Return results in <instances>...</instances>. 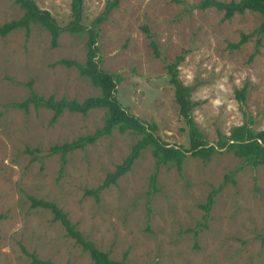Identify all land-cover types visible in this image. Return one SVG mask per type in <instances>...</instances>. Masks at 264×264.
<instances>
[{
  "label": "rangeland",
  "instance_id": "rangeland-1",
  "mask_svg": "<svg viewBox=\"0 0 264 264\" xmlns=\"http://www.w3.org/2000/svg\"><path fill=\"white\" fill-rule=\"evenodd\" d=\"M64 27L71 0H32ZM111 0H84L82 24L88 29ZM201 0H120L98 27L100 68L118 74L116 98L168 145L189 148L188 128L179 116L167 66H176L180 83L191 89V117L209 145L244 122L264 130V37L252 62L255 38L238 50L229 44L255 30L261 18L246 11L222 21L215 9L200 10ZM235 2L240 0H216ZM14 0H0V25L21 18ZM146 27L151 38L142 31ZM86 34L62 33L52 48L39 25L0 38V264H94L67 236L53 214L32 209L29 197L51 202L67 215L85 241L125 264H264V166L242 167L231 154H215L203 163L187 154L181 169L160 165L155 192L150 176L155 159L141 151L116 184L96 200L97 189L140 138L116 130L84 150L66 155L62 166L50 148L91 135L103 125V110L82 116L17 108L28 97L27 84L44 99L82 102L99 95L75 67L85 62ZM150 41L157 46L155 57ZM181 58V60H178ZM247 87L243 102L235 91ZM240 168L218 192L209 212L201 208L224 177Z\"/></svg>",
  "mask_w": 264,
  "mask_h": 264
},
{
  "label": "trees",
  "instance_id": "trees-1",
  "mask_svg": "<svg viewBox=\"0 0 264 264\" xmlns=\"http://www.w3.org/2000/svg\"><path fill=\"white\" fill-rule=\"evenodd\" d=\"M120 0L109 1L104 11L93 21L90 28H86L82 24V11L84 0H71L70 3V21L60 27L56 24L53 17L48 11L40 10L32 0H14L16 5L23 11L21 18L0 25V38L7 36L12 31L23 29L28 35L32 25H39L51 36V46L55 48L57 41L62 33L69 34H86V56L85 62L80 64L76 61L61 60L54 65H63L68 68L75 67L82 78H85L89 85L99 89V95L89 97L81 103L76 100H55L52 96L44 99L39 97L32 89V84L29 82L28 97L22 103H17L15 106L24 112H27L30 106L34 109H46L52 112L50 120L54 124L63 112L75 113L82 116L87 115L92 110H103V125L93 134L81 136L76 140L60 146H53L49 150V154H58L61 165L66 162V155L76 150H84L87 146L95 144L99 139L108 137L112 131L116 130L120 134L132 133L140 138L131 147L129 154L118 165L112 173H109L104 182L95 190L87 191L85 196H92L96 200L101 190L114 185L117 181L130 171L135 161L139 158L141 151L150 150L152 157L155 159V170L150 176V193L155 192V182L158 175L160 165L173 166L177 171L190 154L192 158L201 160L203 163L210 161L215 154L224 153L231 154L235 158L242 161V167L257 168L264 166V130L256 132L252 126L251 117L243 111L244 122L242 125L234 127L230 130L227 137L220 136L219 140L209 145L203 135L199 132L194 120L191 117L193 103L190 100L191 89L183 86L177 78L176 66L168 65V73L170 74V84L175 89V102L179 106L178 114L184 120L188 128L189 148L183 149L176 145H168L160 140L155 135L156 127L153 123L149 124L141 121L137 117L131 115L126 108L122 107L116 98L117 87L121 83V78L118 74H112L100 68L98 58V47L96 46L99 35L98 27L108 21V15L118 7ZM197 9L207 10L215 9L223 13L222 21L230 20L236 14H243L246 11L256 13L260 16L261 22L259 26L249 34H241L240 40L235 44H229L231 50H238L245 45L250 39L255 38V48L249 56L248 62H252L254 56L259 53V48L264 37V0H240L235 2H220L216 0H201L196 6ZM142 31L146 36L151 38V34L146 27ZM150 47L155 57H160L159 50L153 41H150ZM178 60H181L179 58ZM246 85L241 90L235 91V98L239 102H243ZM240 168L231 171L224 177L223 183L210 192L206 199V203L201 206L205 214L209 212L210 207L214 202L215 196L221 191L227 182H233L234 176L239 172ZM32 209L41 208L49 210L53 214V221H58L64 227L68 237L75 240L82 249L89 254L90 259L94 264H125L124 260H111L107 253L101 252L91 242L85 241L81 234L76 230L75 225L67 219V215L63 213L57 206L51 202L37 200L29 197ZM2 216L0 215V220ZM31 264H51L48 261H40L33 257Z\"/></svg>",
  "mask_w": 264,
  "mask_h": 264
}]
</instances>
